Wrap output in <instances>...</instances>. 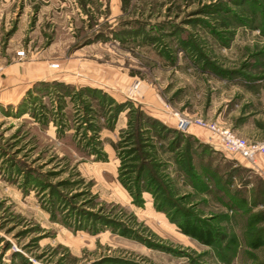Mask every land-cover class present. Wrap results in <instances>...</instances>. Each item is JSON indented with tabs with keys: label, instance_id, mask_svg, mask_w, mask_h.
Instances as JSON below:
<instances>
[{
	"label": "rangeland",
	"instance_id": "374dc122",
	"mask_svg": "<svg viewBox=\"0 0 264 264\" xmlns=\"http://www.w3.org/2000/svg\"><path fill=\"white\" fill-rule=\"evenodd\" d=\"M199 119L264 141V0H0V264H264V155Z\"/></svg>",
	"mask_w": 264,
	"mask_h": 264
},
{
	"label": "built area",
	"instance_id": "2783aa9c",
	"mask_svg": "<svg viewBox=\"0 0 264 264\" xmlns=\"http://www.w3.org/2000/svg\"><path fill=\"white\" fill-rule=\"evenodd\" d=\"M18 56H25L24 51L18 52ZM53 68L58 69L59 66L55 65ZM200 128L217 135L223 144V149L226 154L238 155L248 163L255 166L257 158L264 155V141L259 143H251L247 139L240 138L233 134L230 130H224L215 123H209L203 119L196 122ZM192 123L185 118H178L177 128L181 131H186Z\"/></svg>",
	"mask_w": 264,
	"mask_h": 264
},
{
	"label": "trees",
	"instance_id": "16d2710c",
	"mask_svg": "<svg viewBox=\"0 0 264 264\" xmlns=\"http://www.w3.org/2000/svg\"><path fill=\"white\" fill-rule=\"evenodd\" d=\"M78 2H80L81 4H83V6H86V0H77ZM121 1V4H122V9L123 10H127L128 8H130L132 5H133V3H135V2H143L144 3V5H147L148 4V2L150 1V0H120ZM47 84H45V83H43L42 84V86H46ZM57 86H59V87H62L63 85H61V84H58L57 83ZM86 92L88 93V95L90 96H93V94L95 93L94 92V90H89V89H87L86 90ZM101 99H103V96H104V99H107L110 103L111 102H113V100L111 99V98H109V96H105V95H103L102 93H101ZM141 117H143L142 119L145 121V122H147V123H149V125H151L150 126V128H149V130L148 131H152V132H155L157 135H158V137L160 136L161 137V131L163 130V131H166V132H168V130H167V128L160 122V121H158V120H151V119H149V118H146V116L145 115H143V114H141ZM151 129V130H150ZM163 137V136H162ZM161 139V138H160ZM174 143V142H173ZM177 143V142H176ZM175 143V144H176ZM142 169V168H141ZM140 177V176H139Z\"/></svg>",
	"mask_w": 264,
	"mask_h": 264
}]
</instances>
